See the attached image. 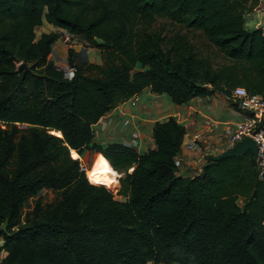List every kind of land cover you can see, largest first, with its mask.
Here are the masks:
<instances>
[{
	"label": "trees",
	"instance_id": "16d2710c",
	"mask_svg": "<svg viewBox=\"0 0 264 264\" xmlns=\"http://www.w3.org/2000/svg\"><path fill=\"white\" fill-rule=\"evenodd\" d=\"M258 5L0 0V264H264V181L250 153L180 177L186 130L172 117L153 125L145 153L93 142L99 120L145 89L179 106L235 87L264 97V30L244 25ZM157 19L198 31L223 61L180 33L166 37ZM43 24L57 31L38 35ZM61 32L98 49L102 63L69 47L66 77L48 61ZM86 151L103 156L92 169L121 175L120 201L81 171ZM42 190L57 197L44 204Z\"/></svg>",
	"mask_w": 264,
	"mask_h": 264
},
{
	"label": "crops",
	"instance_id": "0c3cea01",
	"mask_svg": "<svg viewBox=\"0 0 264 264\" xmlns=\"http://www.w3.org/2000/svg\"><path fill=\"white\" fill-rule=\"evenodd\" d=\"M263 2L264 0H260L258 7L264 9ZM251 13L253 20L248 22L249 25L254 26V24L259 23L264 25V18L260 19V16H257L255 11ZM40 29L44 33L57 31L47 24H43ZM252 29L255 28L253 27ZM80 40L76 41L77 43L73 46L75 51H79L82 48L86 49L88 62L100 65L102 63L100 52L89 47L83 40L82 44ZM62 43L60 36L48 56V61H51L56 67L61 69L67 65V49L69 48V46ZM173 115L178 116L182 122L178 120L177 122L184 126L186 130L181 150L174 159L176 174L180 177H193L201 173L203 166L208 160L203 159L200 153L187 149L184 144L190 142L193 135L201 134L204 144L212 145L215 148L213 155L222 153L226 150V148L222 147L221 133L224 127L223 123L228 119L239 118L240 114L236 105L221 94L194 98L179 106L173 104L167 95H159L149 89H145L138 94V102L135 106H131L128 101L123 102L99 120L93 128V142L101 146L115 143L122 144L135 148L138 153H145L155 147L152 139L153 125L156 122L165 121ZM216 121L219 124H216ZM211 122L217 127L216 130H211L208 127L207 123L211 124ZM87 154L94 155L93 161L88 164V168L91 169L94 166L96 156L101 154L94 151H86L79 159L84 158ZM0 254L4 257L3 252Z\"/></svg>",
	"mask_w": 264,
	"mask_h": 264
},
{
	"label": "built area",
	"instance_id": "2783aa9c",
	"mask_svg": "<svg viewBox=\"0 0 264 264\" xmlns=\"http://www.w3.org/2000/svg\"><path fill=\"white\" fill-rule=\"evenodd\" d=\"M253 11L256 12L257 16H260V19L264 18V9L257 7ZM252 13H248L244 18V25L247 29H263L264 25L254 24V26L249 25V21H252ZM61 40L67 45L73 46L77 43L76 38H73L67 35L65 32H61ZM66 77H71L73 74V69L66 65L62 69ZM231 103L236 104V108L239 111V118L237 119H228L224 121L222 128V147L229 149L233 147L236 143L240 142L245 137H250L257 146V159H256V168L258 173V178L261 181H264V97L260 95H251L243 87H235L230 94V97L227 98ZM131 106H135L138 102V95L134 96L128 101ZM176 121H181L177 115H173ZM182 122V121H181ZM219 124L218 121L215 122ZM208 127L211 130H216V126L213 122L211 124L207 123ZM222 125V124H221ZM185 128V127H184ZM203 139L201 134H195L192 136L190 142L184 144L185 147L194 152L200 153L202 158L208 160L210 156L213 155L215 148L212 145H203ZM80 160V159H79ZM81 171L87 177V169L83 164H81ZM88 179V178H87ZM118 180V177H117ZM89 181V180H88ZM118 189L115 190L117 194Z\"/></svg>",
	"mask_w": 264,
	"mask_h": 264
},
{
	"label": "rangeland",
	"instance_id": "374dc122",
	"mask_svg": "<svg viewBox=\"0 0 264 264\" xmlns=\"http://www.w3.org/2000/svg\"><path fill=\"white\" fill-rule=\"evenodd\" d=\"M153 28L157 31H162L166 37H170V38L176 33H180V34L184 35L197 51H200L203 55L210 57V59L214 65H217L223 61L220 54H218V52L215 51L208 44V42L205 40V38L198 31L187 30V29H185L179 25L171 23L170 21H168L166 19H157L155 24L153 25ZM38 30H39V31H37L38 35L43 32V31H41V29H38ZM81 41L82 40H80V42ZM83 41H84V43H87L85 40H83ZM83 41L81 42L82 44H83ZM62 44L65 45L64 43H62ZM69 47H71V46H69ZM94 49H96V48H94ZM96 50H98V49H96ZM234 111H236V110H234ZM93 159H94L93 154H87L84 158L80 159L81 164H83L85 166V168L88 170L87 172L95 171L92 168L91 169L88 168V164L91 163L93 161ZM117 175H120V174H117ZM94 185H99V184H94ZM99 186H104L106 189H108L112 193L113 192L116 193L115 190L119 189V179L118 180L115 179L113 184L111 183L109 185H99ZM111 189H114V190H111ZM37 197H41V199L43 200V203L46 204V203H51L52 201H54L57 196H56V193H53V192L47 191V190H42L37 195ZM114 199L116 201H120L121 197L118 194H114ZM35 200H36V198L30 199L29 202L25 205L24 212H23L24 214L33 206ZM0 242L2 243L1 240H0ZM1 243H0V245H1ZM2 257H3V255L0 254V260Z\"/></svg>",
	"mask_w": 264,
	"mask_h": 264
},
{
	"label": "water",
	"instance_id": "95a60500",
	"mask_svg": "<svg viewBox=\"0 0 264 264\" xmlns=\"http://www.w3.org/2000/svg\"><path fill=\"white\" fill-rule=\"evenodd\" d=\"M30 69H31V67L27 66L26 64H21L18 67L19 71L23 70L24 72L29 71ZM247 153H250L252 155V161L254 163H256L257 146H256V144L254 143V141L250 137L243 138L240 142L236 143L233 147L223 151L222 153H220L218 155L210 156L208 158V161H210V162H219L221 160L228 159V158H240V157L246 155ZM120 177L121 176L118 175V179Z\"/></svg>",
	"mask_w": 264,
	"mask_h": 264
},
{
	"label": "bare ground",
	"instance_id": "6f19581e",
	"mask_svg": "<svg viewBox=\"0 0 264 264\" xmlns=\"http://www.w3.org/2000/svg\"><path fill=\"white\" fill-rule=\"evenodd\" d=\"M87 178L92 184L109 185L117 179V173L110 167H101L95 171L87 172Z\"/></svg>",
	"mask_w": 264,
	"mask_h": 264
}]
</instances>
